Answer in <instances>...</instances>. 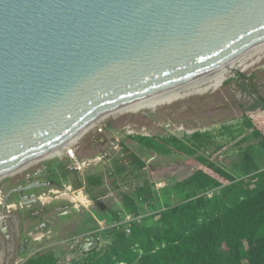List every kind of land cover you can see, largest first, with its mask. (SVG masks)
<instances>
[{
  "label": "water",
  "instance_id": "water-1",
  "mask_svg": "<svg viewBox=\"0 0 264 264\" xmlns=\"http://www.w3.org/2000/svg\"><path fill=\"white\" fill-rule=\"evenodd\" d=\"M263 42L264 0H0V179ZM51 184H22L6 202L15 191L38 202L24 190ZM97 244L90 234L80 247Z\"/></svg>",
  "mask_w": 264,
  "mask_h": 264
},
{
  "label": "rangeland",
  "instance_id": "rangeland-1",
  "mask_svg": "<svg viewBox=\"0 0 264 264\" xmlns=\"http://www.w3.org/2000/svg\"><path fill=\"white\" fill-rule=\"evenodd\" d=\"M244 58L219 87L205 82L184 88L188 94L170 104L104 116L69 146L87 162L82 170L72 169L74 162L64 151L0 179V249L5 251L0 264H74L86 256L80 244L90 234L98 238L95 249L105 251L117 240L115 229L134 221L154 225L158 214L176 205L204 194L213 197L220 187L211 181L224 182L222 174L245 179L261 172L264 138L255 130H264V104L259 103L264 101V51L252 49ZM196 129L211 140L193 142ZM143 136H174L194 147L166 152ZM126 150L138 154L146 167L116 171L115 165L125 164ZM90 177L102 180L90 183ZM33 180L55 184L25 190L39 194L36 203L23 202L18 192L6 202L13 187ZM69 193H82L85 200L75 202ZM38 232L39 238L31 237Z\"/></svg>",
  "mask_w": 264,
  "mask_h": 264
},
{
  "label": "trees",
  "instance_id": "trees-1",
  "mask_svg": "<svg viewBox=\"0 0 264 264\" xmlns=\"http://www.w3.org/2000/svg\"><path fill=\"white\" fill-rule=\"evenodd\" d=\"M255 134L264 138V130L256 129ZM180 148L191 151L184 143ZM139 162V168L145 166ZM222 175L224 182L211 181V186L220 187L213 197L204 194L176 205L158 214L154 225L134 221L115 229L112 246L86 252L74 264H264V169L245 179ZM101 180L90 177L88 182Z\"/></svg>",
  "mask_w": 264,
  "mask_h": 264
},
{
  "label": "bare ground",
  "instance_id": "bare-ground-1",
  "mask_svg": "<svg viewBox=\"0 0 264 264\" xmlns=\"http://www.w3.org/2000/svg\"><path fill=\"white\" fill-rule=\"evenodd\" d=\"M254 49H255V51L256 50H263L264 51V42L261 43L260 45H258L257 47H255ZM244 60H245V58H244V56H242L239 60H237L235 63H233L230 67L224 69L223 71H221V72H219L213 76H210L208 78H205V79L200 80L198 82H195L193 84L178 87V88H175V89H172V90H169V91H166V92H163V93L151 96V97L144 98V99L137 101L133 104H130L124 108L129 109V110H133V111H138V110L145 109V108H156L159 105H163V104H170L174 101H177V100L185 97L188 94L187 92L184 91L185 90L184 88H186V87L191 88L193 86H197V85H200V84L205 83V82H209L210 83L209 85L214 87V88L219 87L228 79V77L230 75H232L233 71H235L237 68H239V66L244 62ZM207 88H205V89H207ZM199 90H201V87L198 88V91ZM202 91H203V89H202ZM124 108H122V109H124ZM77 139L78 138L72 140L69 143H66L64 146L56 149L52 153L53 154H59V155L62 154ZM69 196L75 202H76V200H81V201L85 200L84 195L82 193H80L78 196H72L71 194ZM41 235H42V232H38V233L33 234V236H35L37 238H39ZM4 252H5L4 250L0 249V262L1 263L3 262L2 257L4 256Z\"/></svg>",
  "mask_w": 264,
  "mask_h": 264
},
{
  "label": "flooded vegetation",
  "instance_id": "flooded-vegetation-1",
  "mask_svg": "<svg viewBox=\"0 0 264 264\" xmlns=\"http://www.w3.org/2000/svg\"><path fill=\"white\" fill-rule=\"evenodd\" d=\"M206 131V130H205ZM191 139H192V141L193 142H195V143H198V142H200L201 144H205V140L208 138L209 139V141L211 140V138L210 137H205V135H204V133H203V131L202 130H200V129H196V130H194V131H192L191 132ZM205 138V139H204ZM151 139H152V141H154L155 142V144H154V146L157 148V149H161V150H164V147H168L169 149H171L172 150V148H174V149H176V148H178V149H176L177 151H182L181 150V148H180V144H182L183 142H181V140L180 139H177V138H175L174 136H170V137H166V138H164V137H151ZM151 141V142H152ZM169 144H168V143ZM179 142V143H178ZM184 144H186V143H184ZM188 147H190L191 148V151H192V147H194L193 145H188V144H186ZM163 148H162V147ZM165 151V150H164ZM124 156H125V160H123V161H125V164H119V165H115L116 167H117V169H116V171H119V172H123V171H129L130 169H131V172L132 173H136V172H138V171H140V170H142L143 168H145L146 167V162L138 155V154H136V153H134L133 151H131V150H126V151H124ZM143 161L144 163H145V166L144 167H142V168H139L140 166H141V164H140V162L139 161ZM151 161V160H150ZM20 185H22V184H19L18 186H16V187H13L12 188V190L14 189V188H17V187H19ZM25 191V190H24ZM15 192H18V191H15ZM15 192H13V193H15ZM19 193V192H18ZM32 193H37L36 191H28V193H24V194H26V195H31ZM38 194V193H37ZM19 196H20V194H19ZM38 196H39V194H38ZM40 197V196H39ZM99 201V200H98ZM98 201H97V204H98ZM103 202V201H102ZM32 203H36V202H32ZM31 203V204H32ZM104 203V202H103ZM99 205V204H98ZM100 206V205H99ZM101 207V206H100ZM11 217V216H10ZM44 226H46V224H44ZM33 234H35V233H32V234H30L31 235V237H33V238H37V237H35V236H33Z\"/></svg>",
  "mask_w": 264,
  "mask_h": 264
},
{
  "label": "built area",
  "instance_id": "built-area-1",
  "mask_svg": "<svg viewBox=\"0 0 264 264\" xmlns=\"http://www.w3.org/2000/svg\"><path fill=\"white\" fill-rule=\"evenodd\" d=\"M65 152H66L67 156H69L74 162L72 165L73 170H82L87 165L86 161H80L78 159L75 148L68 147Z\"/></svg>",
  "mask_w": 264,
  "mask_h": 264
}]
</instances>
